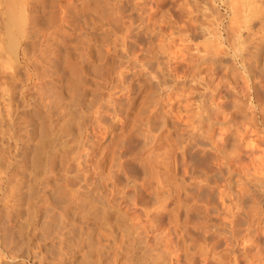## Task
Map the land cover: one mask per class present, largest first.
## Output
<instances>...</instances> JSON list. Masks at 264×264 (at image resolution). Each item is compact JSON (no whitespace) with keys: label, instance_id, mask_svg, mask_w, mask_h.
<instances>
[{"label":"rangeland","instance_id":"1","mask_svg":"<svg viewBox=\"0 0 264 264\" xmlns=\"http://www.w3.org/2000/svg\"><path fill=\"white\" fill-rule=\"evenodd\" d=\"M6 4L0 264H264V0Z\"/></svg>","mask_w":264,"mask_h":264},{"label":"bare ground","instance_id":"2","mask_svg":"<svg viewBox=\"0 0 264 264\" xmlns=\"http://www.w3.org/2000/svg\"><path fill=\"white\" fill-rule=\"evenodd\" d=\"M5 3L7 2V6L8 7H6V10H8L6 13L8 14V18H7V21H8V23H10V27L13 29V31H12V29L10 30L8 27H9V25H8V27H6V28H8V31H6L7 32V35H8V37L10 38V39H8V41L10 42V41H12L13 43H14V40L13 39H15L14 38V34L15 33H17V34H19V32H20V26L22 25V19H23V17H21V15H23V14H19V11H18V14H16L15 13V9H13L14 8V4H12V0H3ZM252 1V0H251ZM253 1H255V0H253ZM13 2H14V0H13ZM4 4V3H3ZM2 4V5H3ZM257 4V3H256ZM248 5H250L249 3H248ZM259 5V4H258ZM262 6V5H261ZM8 8V9H7ZM248 8V7H247ZM238 9V8H237ZM251 9V8H250ZM253 9V8H252ZM14 10V11H13ZM18 10V9H17ZM239 10V9H238ZM254 10V9H253ZM252 11V10H251ZM255 12V11H254ZM251 13V12H250ZM6 14V15H7ZM254 14V13H253ZM2 16V15H1ZM30 16V15H29ZM25 18V17H24ZM3 19V18H2ZM245 19H247V18H245ZM24 22V21H23ZM33 23V22H32ZM7 30V29H6ZM10 30V31H9ZM257 31V30H256ZM21 34V33H20ZM11 42V43H12ZM17 42V41H16ZM260 42V41H259ZM217 43V42H216ZM17 44V43H16ZM260 46V45H259ZM14 48V47H13ZM260 48V47H259ZM262 48V47H261ZM260 48V49H261ZM154 49H156V48H154ZM259 49V50H260ZM159 52V51H158ZM253 52H255V51H253ZM257 52V51H256ZM1 56V55H0ZM188 56H189V54H188ZM196 56H197V54H196ZM190 57V56H189ZM2 58V57H1ZM195 58V57H194ZM108 59V58H107ZM175 59V58H174ZM248 59V58H247ZM3 60V59H2ZM109 60V59H108ZM6 62H4V64H5ZM111 64V63H110ZM262 64H264V63H262ZM258 67V66H257ZM184 70V69H183ZM262 70V69H261ZM189 71V70H188ZM260 71V70H259ZM188 74V73H187ZM259 75V74H258ZM121 76H122V74H121ZM121 80V79H120ZM199 81V80H198ZM68 89V88H67ZM157 91V90H156ZM62 97V96H61ZM57 98V97H56ZM61 99V98H60ZM56 101V100H55ZM62 102V101H61ZM108 103V102H107ZM53 104V103H52ZM59 105V104H58ZM50 106V105H49ZM66 108V107H65ZM70 110V109H69ZM68 118V117H67ZM66 120V119H65ZM96 122V121H95ZM81 124V123H80ZM61 125V124H60ZM59 126V125H58ZM40 132V131H39ZM55 133V132H54ZM63 134V133H62ZM71 135V134H70ZM75 139H77V138H75ZM36 141V140H35ZM55 141V140H54ZM61 141V140H60ZM49 142H51V141H49ZM77 142V141H76ZM29 143V142H28ZM45 143V142H44ZM48 143V142H47ZM40 144V143H39ZM36 146V145H35ZM156 149V148H155ZM165 149V148H164ZM167 150V149H166ZM37 151V150H36ZM35 152V151H34ZM47 153V152H46ZM151 153V152H150ZM155 153V152H154ZM78 154V153H77ZM57 156V155H56ZM147 156V155H146ZM164 156V155H163ZM51 158V157H50ZM28 163V162H27ZM51 164V163H50ZM33 169H34V167H33ZM41 174V173H40ZM34 180V179H33ZM1 183V182H0ZM13 187V186H12ZM28 188H30V187H28ZM11 189V188H10ZM9 189V190H10ZM11 191H13V190H11ZM15 191V190H14ZM66 194V193H65ZM72 195V194H71ZM117 195V194H116ZM6 197V196H5ZM5 197H4V199H5ZM73 197V196H72ZM89 198V197H88ZM74 199V198H73ZM80 201V200H79ZM14 202V201H13ZM114 204V203H113ZM112 204V205H113ZM18 205V204H17ZM104 205V204H103ZM30 206V205H29ZM37 208V207H36ZM85 209V208H84ZM108 211V210H107ZM111 211V210H110ZM109 211V212H110ZM32 214V213H31ZM12 215V214H11ZM26 218V217H25ZM2 220V219H1ZM9 220V219H8ZM6 221V220H5ZM30 221V220H29ZM31 222V221H30ZM29 222V223H30ZM25 224V223H24ZM94 224V223H93ZM14 225V224H13ZM23 226V225H22ZM24 228V227H23ZM22 228V229H23ZM22 229H17L18 230V232H19V234H21V231L23 232L24 230H22ZM27 229V228H26ZM102 229V228H101ZM92 230V229H91ZM93 232V231H92ZM98 233V232H97ZM108 233H109V231H108ZM26 234V233H25ZM24 234V235H25ZM61 234V233H60ZM24 235H22V236H24ZM86 235V234H85ZM85 235H83V236H85ZM96 236V235H95ZM108 236H109V234H108ZM20 237V236H19ZM27 237V236H26ZM109 239V238H108ZM23 240H24V238H23ZM53 240V239H52ZM25 241V240H24ZM29 241V240H28ZM19 242V241H18ZM21 242V241H20ZM21 243H24L23 241L21 242ZM20 243V245L22 246L23 244H21ZM27 243V241H25V244ZM16 247V246H15ZM26 247V246H25ZM23 248V247H22ZM29 249V248H28ZM102 249V248H101ZM21 250V249H20ZM11 252V251H10ZM11 254V253H10ZM26 254V253H25ZM115 254V253H114ZM12 258V257H11ZM15 259V258H14ZM103 260V259H102ZM125 260V259H124ZM125 262V261H124ZM21 264V263H20ZM126 264V263H125Z\"/></svg>","mask_w":264,"mask_h":264}]
</instances>
